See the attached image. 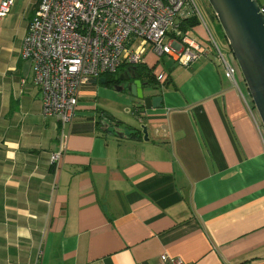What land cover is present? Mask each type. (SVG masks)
Listing matches in <instances>:
<instances>
[{"label": "crops", "instance_id": "0c3cea01", "mask_svg": "<svg viewBox=\"0 0 264 264\" xmlns=\"http://www.w3.org/2000/svg\"><path fill=\"white\" fill-rule=\"evenodd\" d=\"M38 2L0 18V264H264V130L241 73L147 52L160 107L90 80L52 163L62 126L20 56Z\"/></svg>", "mask_w": 264, "mask_h": 264}, {"label": "built area", "instance_id": "2783aa9c", "mask_svg": "<svg viewBox=\"0 0 264 264\" xmlns=\"http://www.w3.org/2000/svg\"><path fill=\"white\" fill-rule=\"evenodd\" d=\"M12 3L0 0V18ZM192 5V0H39L20 56L31 63L42 113L56 117L62 126L58 149L50 155L52 163L65 151L63 125L75 114L80 87L123 65L141 63L147 52L156 57L168 54L186 64L213 51L225 77L235 80L239 68L229 48L226 54L214 42L205 45L189 30H179L180 19L198 15ZM260 9L264 13V3ZM170 31L179 37L163 43ZM163 76L160 72L157 79ZM158 264L186 263L180 256L162 253Z\"/></svg>", "mask_w": 264, "mask_h": 264}, {"label": "water", "instance_id": "95a60500", "mask_svg": "<svg viewBox=\"0 0 264 264\" xmlns=\"http://www.w3.org/2000/svg\"><path fill=\"white\" fill-rule=\"evenodd\" d=\"M208 3L222 28L264 130V13L257 0H208ZM119 80L123 84H114L116 90L126 89L147 109L160 107L161 96L145 93L149 86L150 90L155 87L141 81L135 65L129 66ZM99 81L104 83L105 77H100ZM140 129L143 138L148 139L145 125H140Z\"/></svg>", "mask_w": 264, "mask_h": 264}, {"label": "rangeland", "instance_id": "374dc122", "mask_svg": "<svg viewBox=\"0 0 264 264\" xmlns=\"http://www.w3.org/2000/svg\"><path fill=\"white\" fill-rule=\"evenodd\" d=\"M192 1L198 12L197 17L199 19V24L194 27V29L196 30H191V31L189 30L190 35L194 38L196 37L195 38L196 40H199L205 45H207V43L213 44L212 42H214L216 46L219 48V50H221L222 52H227L228 46L226 39L224 37V33L222 31L220 24L218 23V20L216 19L213 13L210 4L208 3V0H192ZM198 27H201V29H197ZM196 31L198 34L196 33ZM209 40L212 42H209ZM168 41H169V37L166 36L163 39V43H167ZM146 47L148 48L149 44H147ZM154 63L160 65L163 69L168 70L169 66L173 64L174 61L172 60V57L169 56L168 54H164V55L157 54V60H154ZM122 76H123L122 71H119L116 74H114L115 79H121Z\"/></svg>", "mask_w": 264, "mask_h": 264}, {"label": "trees", "instance_id": "16d2710c", "mask_svg": "<svg viewBox=\"0 0 264 264\" xmlns=\"http://www.w3.org/2000/svg\"><path fill=\"white\" fill-rule=\"evenodd\" d=\"M259 2V4L264 3V0H257ZM199 24V19L197 17V15L192 14L191 16L187 17V18H182L177 22L178 28L179 30L185 32L187 30H192L196 25ZM168 37H179V35H176V33L174 31H170L167 33ZM212 55H214V52L212 51ZM126 65H123L121 67H119L114 73H109V74H103L101 77H105V82L104 84L106 85H114V84H118L116 82H119V79H115L114 78V74H116L118 71H123V69H121L122 67H124ZM138 75L141 79H145L147 83L149 84H154L156 81H158L156 75L153 73V69H154V65L149 67L145 62L144 63H138L135 65ZM118 121L114 120V119H108V127L112 126V127H117L118 125ZM107 127V128H108ZM139 132V131H138Z\"/></svg>", "mask_w": 264, "mask_h": 264}, {"label": "flooded vegetation", "instance_id": "af4514ba", "mask_svg": "<svg viewBox=\"0 0 264 264\" xmlns=\"http://www.w3.org/2000/svg\"><path fill=\"white\" fill-rule=\"evenodd\" d=\"M129 66H132V65H126V66L122 67L121 69H123L125 71ZM116 83L123 84V81L122 82L119 81V82H116Z\"/></svg>", "mask_w": 264, "mask_h": 264}]
</instances>
